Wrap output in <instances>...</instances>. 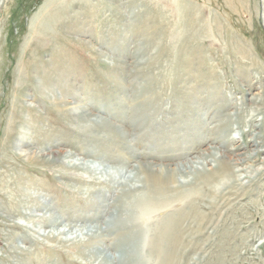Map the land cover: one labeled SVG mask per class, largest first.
I'll return each instance as SVG.
<instances>
[{
	"label": "rangeland",
	"instance_id": "rangeland-1",
	"mask_svg": "<svg viewBox=\"0 0 264 264\" xmlns=\"http://www.w3.org/2000/svg\"><path fill=\"white\" fill-rule=\"evenodd\" d=\"M0 264H264V0H0Z\"/></svg>",
	"mask_w": 264,
	"mask_h": 264
},
{
	"label": "bare ground",
	"instance_id": "bare-ground-1",
	"mask_svg": "<svg viewBox=\"0 0 264 264\" xmlns=\"http://www.w3.org/2000/svg\"><path fill=\"white\" fill-rule=\"evenodd\" d=\"M45 26V25H44ZM65 90H67V89H65ZM68 91V90H67ZM67 91H62V93L64 92V95H65V93L67 92ZM66 95H68V94H66ZM58 98V97H57ZM64 98V97H63ZM61 100H62V98H60ZM59 99V100H60ZM69 112H68V117L70 118H73V119H75L77 122H79V123H81V122H83V120L84 121H91V120H93L92 119V117L90 116L91 115V113H89L88 111H87V109L86 108H81V107H74V108H72V109H69L68 110ZM83 119V120H82ZM96 120V119H95ZM97 122H98V124H99V126H101V127H104V129L107 131V133L106 134H104V135H106V136H108V134L110 133H112V132H114V130H118V128L119 127H114L111 123H109L108 121H106V120H104V119H98L97 120ZM87 125V124H86ZM94 127V125H87V127H85V130H88L89 132H91L92 131V128ZM98 126H95L94 128H93V130L94 131H96V132H100L99 130H98ZM102 132V131H101ZM124 135V134H123ZM25 143H28V141H25ZM24 140H20L18 143H17V146H18V148H20V147H23L24 145ZM50 148H52V145L50 146V145H46V146H44V148L43 149H39L38 150V153H36V154H39V153H44V152H46V151H48ZM22 152H25L26 153V155H28V153H29V151L28 150H21ZM216 154V153H215ZM215 154H213L212 153V155L213 156H215L216 157V155ZM73 155H72V153H70V152H65V153H63V159L62 160H60L61 158H58L59 159V161H61V162H65L64 160L65 159H67V158H70V157H72ZM214 157V158H215ZM205 158H207V159H205L206 161L208 160V158L209 157H205ZM57 159V160H58ZM212 159V158H211ZM51 159L50 158H44V160H42L43 162H45V163H50L51 161H50ZM213 160V159H212ZM56 162V160L54 159L53 160V162ZM211 161V160H210ZM216 161H218V160H216ZM67 166L69 167V169H74V168H77V169H80V170H86V171H89V172H91V173H93V174H100L101 175V177H107V178H110V179H113L114 177H115V174H113L112 172H110V173H107L106 171L105 172H102V171H100V173H98L97 172V169H98V167H96V165H90L89 163H87V162H73V161H68L67 163ZM146 164V163H145ZM203 164H204V162L203 161H198V162H196V164H194V165H191V168H192V170H194V173H195V170H198V172L200 171V167H202L203 166ZM183 165V164H182ZM146 167H148L150 170H152L153 168V165H146ZM187 167H189V166H187ZM107 168V167H106ZM121 169V168H120ZM202 169H204V168H201V171H202ZM104 170H105V168H104ZM163 170V169H162ZM184 170V169H183ZM176 171V169L175 168H173V172H175ZM181 171V170H180ZM186 171H188V169L186 170ZM172 172V171H171ZM117 173H118V171H117ZM178 173H179V171H178ZM193 173V174H194ZM122 174V173H121ZM171 176V175H170ZM172 178H174V176L172 177ZM119 180V179H118ZM173 180V182H175V178L174 179H172ZM157 182V181H156ZM161 183V186L162 185H164L165 184V182L164 181H161L160 182ZM21 188V187H20ZM30 196V195H29ZM32 197H34V196H32ZM38 196H35L34 198H37ZM41 203V202H40ZM46 203V202H45ZM47 204V203H46ZM45 208H47V207H45V205H42V204H37V205H35V204H29V206L27 207V210H29L30 212H43L44 210H45ZM33 215V214H32ZM38 220L39 221H37L36 223H34V226L36 225H39V226H41V227H53V226H59V225H61L64 221H57V220H55L53 217H51V216H48V214H43V215H41V216H39V218H38ZM62 220V219H61ZM69 226V230H71V228H72V226L71 225H68ZM74 227H75V225H74ZM85 228H82L81 229V231H83ZM66 230L64 229L62 232H60L57 236L52 232H49V233H46V232H44V233H40V235H42V236H44V237H48V238H56L57 240L59 239V240H63V241H66V242H70V241H79V240H81V239H78L79 238V236H78V234L75 236V237H70V238H66V239H63V237L62 238H60V236L61 235H65L66 234V232H65ZM83 234H84V232H82ZM144 243V242H143Z\"/></svg>",
	"mask_w": 264,
	"mask_h": 264
}]
</instances>
